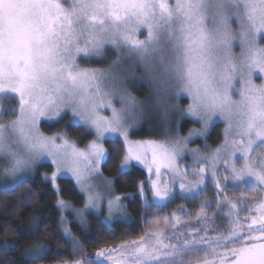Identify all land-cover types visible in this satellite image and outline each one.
Returning a JSON list of instances; mask_svg holds the SVG:
<instances>
[{
  "label": "snow or ice",
  "instance_id": "obj_1",
  "mask_svg": "<svg viewBox=\"0 0 264 264\" xmlns=\"http://www.w3.org/2000/svg\"><path fill=\"white\" fill-rule=\"evenodd\" d=\"M106 51L116 55L114 64L127 55L156 86L159 98L168 102L166 117L189 116L200 129L180 137L176 129L182 125L173 121L170 143L129 141L126 124L136 118L135 102L115 77L106 82L109 73L80 66ZM118 93L122 112L113 106ZM8 97L17 101L18 115L8 123L0 120V178L14 182L0 185L5 192L23 187L25 175L45 156L57 165L53 183L64 164L83 187V175L98 172L104 158L105 133H118L126 146L121 167L133 160L143 164L154 198L169 199L177 178L180 191L192 193L205 183L207 168L201 165L207 158L200 149L191 150L196 164L189 173L181 172L178 157L188 151L190 137L206 140L214 122H224L223 145L209 165L218 190L212 203L227 208L223 230H209L219 217L209 219L211 205L205 200L192 214L196 224H181L175 213L150 219L138 238L101 248L95 261L76 264H264V196L259 194L264 193V0H0V100ZM184 98L187 107L181 108ZM101 108L111 109V117L101 116ZM42 118L82 122L94 129L96 139L78 149L64 134L40 132ZM222 152L228 175L217 172ZM162 169L173 179L161 180ZM229 177L254 180L259 192L247 203L246 193L230 199L222 186ZM145 187L141 181V195ZM85 190L86 207H96L101 197L91 187ZM108 210L120 211L121 197L110 198ZM9 234L16 235L5 229ZM26 235L12 245L5 241L4 249ZM31 243L35 251L25 254L24 264H39L49 249L38 240ZM72 246L80 252L75 239Z\"/></svg>",
  "mask_w": 264,
  "mask_h": 264
},
{
  "label": "trees",
  "instance_id": "obj_2",
  "mask_svg": "<svg viewBox=\"0 0 264 264\" xmlns=\"http://www.w3.org/2000/svg\"><path fill=\"white\" fill-rule=\"evenodd\" d=\"M192 124L190 120H183L181 131L184 132ZM54 126L55 130L65 128L72 138L88 139L90 137V134L82 127L69 125L67 119L62 122L59 120ZM221 129L220 124L212 127L209 134V142L212 146L221 142ZM135 138L144 139L143 131H139ZM104 147L107 153L101 165L102 175L112 181L115 196L126 200L128 197L131 198L127 207L130 219L128 221L116 220L111 225H106L100 218L88 214L85 230L71 222V230L81 246L80 252H75L73 243L67 241L59 230L58 210L55 204L57 197L51 184L36 177L26 181L23 187H14L7 192L0 190V264H24L26 249L31 247L35 251V247L31 243L33 239L38 240L41 246L49 249L39 264H57L62 261L71 263L85 258L95 261V254L101 248L117 246L126 238H138L146 227V221L150 219L168 217L175 213L181 217L183 224H196L197 221L192 214L199 211V205L205 200L211 205L210 210L207 211L209 219L213 218V214H217L219 217L215 219L214 223L208 225L209 230L214 228L223 230L227 226V210L225 208L218 210L212 203L217 192L210 185H206L201 192L193 196L183 197L175 194L165 204L147 202L146 199L149 196L148 174L142 168L134 165L128 170L120 172L124 148L119 140H106ZM41 169L46 172L51 170L49 165H44ZM141 181L146 186L142 195L140 193ZM57 184L62 199L70 201L75 206H82L83 197L70 179H58ZM254 192L256 189L251 186L240 190H228L227 195L230 199L236 200L240 198V193H246L245 202L247 203L251 200ZM141 196L144 199L147 197L144 212H142ZM200 227H204V224L201 223ZM5 229H9L10 233L14 232L16 235H5ZM37 230H39V235L36 234ZM188 230L181 229V231ZM23 234L28 235L15 244L14 248L4 249L5 241L12 245ZM171 242H175L174 237Z\"/></svg>",
  "mask_w": 264,
  "mask_h": 264
},
{
  "label": "rangeland",
  "instance_id": "obj_3",
  "mask_svg": "<svg viewBox=\"0 0 264 264\" xmlns=\"http://www.w3.org/2000/svg\"><path fill=\"white\" fill-rule=\"evenodd\" d=\"M67 4H71V0H66ZM143 39V37H140ZM108 48H111V46H107ZM117 59L116 55L113 54V51H106L103 56H92L90 58V62L87 63H81L82 68H88V69H97L102 70L107 73H109V76H106L105 80L106 82L110 80L111 78L115 77L117 79V83L120 85L121 91L126 93V96L131 98L136 104V118L134 119H128V122L126 124V128L128 131V140L131 142H138V141H155L158 143H170L171 140L174 138L170 134V129L174 127L173 121L177 122L178 124L182 125V121L187 119L190 120L193 124L191 127L186 128L184 132L181 131L182 128H177L176 130L179 133L180 137H188L189 132L193 129L199 130L200 125L192 120L189 116H182L180 113L171 114L169 113L166 117V110L168 109V102L162 101L159 97L160 94L157 91V88L154 84H152L147 78L144 77V74L138 70H136V65L134 62L127 56L121 57V62L119 64H114L113 61ZM255 82L257 84L261 83L259 77L255 79ZM113 106L117 109L118 112L124 111V106L120 102V94L118 93L113 98ZM179 106L181 108L187 107V100L186 98L181 99ZM15 108L16 113L15 115L12 114L11 109ZM0 120H2L5 123L10 122L11 120L15 119V116L18 115V103L16 100L12 99L11 97L5 98L3 100H0ZM99 114L103 117L110 118L112 115L111 109L109 108H101L99 109ZM70 116V112L68 113ZM127 119V118H126ZM59 121V118H42L40 123V132H42L45 136H54L59 134H64L66 138L73 144L76 145L78 149H86L87 146L96 139V134L94 129H92L89 125H86L84 123L77 124L75 121L72 125L80 126L83 129H85L86 132L90 134V137L88 139L83 138H72L68 134L67 130L65 128H62L61 130H55V123ZM220 124L222 126L221 129V136L224 131V122L222 120H216L213 124ZM212 126V127H213ZM212 127L208 130V138L205 140L203 137H190L188 140V151H185L183 154H181L178 157V165L181 170V172H184L186 169L191 173L192 168L195 166L196 161L194 160L191 150L194 149H200L202 157H206L208 163H205L201 166L207 168V178L205 180V183L202 184L198 189H196L192 193L188 192H181L179 187V182L177 178V182L172 187V196L169 198L171 199L175 194L181 195L183 197L187 196H193L198 194L203 190V188L206 187V185H210L215 189L217 192L218 190L215 188V184L211 179V167L210 162L212 159V155L215 153V150L217 148L222 147L223 140L221 139V142L216 145L212 146L209 142V134L212 129ZM143 131L145 138L144 139H136L135 135H138L139 131ZM117 139L119 140L124 148V155L126 153V146L125 141L122 136H120L118 133L115 134H109L105 133L104 141L106 140H113ZM103 141V146H104ZM207 144V148L204 147V145ZM105 154L104 158L100 161L98 165V172H93L91 174L85 173L82 177V183H77L76 177L73 176L71 171L67 170V166L64 164L60 165V170L57 172V177L55 183L51 181V176L53 172L57 171V165H54L52 163V159L49 156H45L41 158L35 165L34 169L29 170V172L25 175V180H32L36 177L47 181L51 184L55 194H56V207L58 210V226L59 230L62 234V236L69 241L70 243H73V239L77 241L75 234L71 230V222H74L78 224L82 229H86V222H87V215L91 214L95 217L100 218L106 225H111L116 220L121 221H128L130 219V214L128 211V202L131 199L128 197V200L123 199L121 197V210L120 211H113L111 214L108 210V200L110 198H114V192H113V186L112 181L105 176L102 175L101 172V165L104 162L106 158V149L104 147ZM123 155V157H124ZM224 153H221V160L217 162V172L218 174L222 175H228L229 173L226 171V168L228 165L223 161ZM124 163L123 159L121 162V165ZM44 165H49L51 170L49 172H46L45 170H42L41 167ZM132 165L138 166L142 168L149 176V173L147 171V168L143 165L138 163L137 161H131L128 163L125 167L120 166V172H124L128 170ZM239 162H237V167H239ZM161 180L167 182L173 179V174L169 172L167 169L161 170ZM61 178H67L70 179L76 189L79 191V193L83 197V204L82 206H75L70 201L64 200L60 197L59 193V187L57 184V180ZM151 179H156L155 175L153 174L151 176ZM188 179H191V175H189ZM13 184L11 178H8V180H4L3 178H0V185L3 184ZM222 186L226 187L229 191L230 190H240L242 188L247 187H255L256 192H254V195H256L259 192V188L254 180L248 179L245 182H236L229 177L227 181L222 180ZM91 187L93 192L98 194L101 199L97 202V206L94 208H88L86 207L88 203V192L85 190L86 188ZM14 188V187H13ZM12 189V188H11ZM0 190H4L3 188H0ZM148 191L149 196L146 199V201H151L155 204H165L169 199L160 201L154 198L151 192V183L150 179L148 182ZM111 193V196L109 195ZM261 196H264V193H259ZM60 200H63L65 205L67 207H61L60 206ZM227 210V208H225ZM225 211V210H224ZM225 217V215H223ZM181 224H183V220H181ZM33 250L31 247H28L26 249V253H31ZM97 259V258H96ZM106 264H110V262L105 261ZM57 264H76V262H60Z\"/></svg>",
  "mask_w": 264,
  "mask_h": 264
},
{
  "label": "water",
  "instance_id": "obj_4",
  "mask_svg": "<svg viewBox=\"0 0 264 264\" xmlns=\"http://www.w3.org/2000/svg\"><path fill=\"white\" fill-rule=\"evenodd\" d=\"M141 205H142V212H144V208H145V199L143 196H141Z\"/></svg>",
  "mask_w": 264,
  "mask_h": 264
},
{
  "label": "flooded vegetation",
  "instance_id": "obj_5",
  "mask_svg": "<svg viewBox=\"0 0 264 264\" xmlns=\"http://www.w3.org/2000/svg\"><path fill=\"white\" fill-rule=\"evenodd\" d=\"M104 264H106V263L104 262Z\"/></svg>",
  "mask_w": 264,
  "mask_h": 264
}]
</instances>
